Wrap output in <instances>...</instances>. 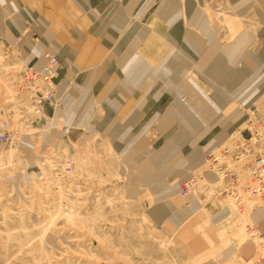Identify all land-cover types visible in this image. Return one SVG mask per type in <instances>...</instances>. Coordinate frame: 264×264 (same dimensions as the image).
Listing matches in <instances>:
<instances>
[{
  "label": "rangeland",
  "instance_id": "obj_1",
  "mask_svg": "<svg viewBox=\"0 0 264 264\" xmlns=\"http://www.w3.org/2000/svg\"><path fill=\"white\" fill-rule=\"evenodd\" d=\"M167 2L180 9L172 25L159 14ZM47 52L58 58L65 98L38 117L14 86L26 65L43 68ZM128 56L153 76L180 64L168 72L172 91L142 72L123 86ZM206 99L218 109L182 141L181 108L200 109ZM261 117L264 0H0V264H264V219L254 220L263 203L246 192V177L235 187L205 161L187 163L216 132L224 137L204 160L245 142Z\"/></svg>",
  "mask_w": 264,
  "mask_h": 264
},
{
  "label": "built area",
  "instance_id": "obj_2",
  "mask_svg": "<svg viewBox=\"0 0 264 264\" xmlns=\"http://www.w3.org/2000/svg\"><path fill=\"white\" fill-rule=\"evenodd\" d=\"M44 66L35 69L29 65L23 68L16 76L15 90L20 99H24L34 110L33 114L42 117L46 106L51 109L61 108L63 95L59 93L58 58L54 53H44ZM249 137L224 147L218 153H209L207 160L209 169L223 180H230L235 185L240 175L245 171L250 190L258 195L264 203V118L252 121ZM70 129H66L68 133ZM253 159L241 169L243 161ZM230 162V163H229ZM233 165V166H232ZM202 178V176H200ZM199 178V179H200ZM197 182L194 176L182 187V194H189Z\"/></svg>",
  "mask_w": 264,
  "mask_h": 264
},
{
  "label": "bare ground",
  "instance_id": "obj_3",
  "mask_svg": "<svg viewBox=\"0 0 264 264\" xmlns=\"http://www.w3.org/2000/svg\"><path fill=\"white\" fill-rule=\"evenodd\" d=\"M96 1V3L98 4L101 0H95ZM237 2H239V0H235V3L237 4ZM95 3V2H94ZM159 14H160V16L161 17H163V18H165L167 21H168V23L169 24H171L172 25V23H174V20L179 16L178 14H179V10L180 9H177V7L176 6H172V5H170V4H168V2L167 3H165V4H163L161 7H159ZM197 17L198 16H196V14H194L192 17H191V19H190V21H194V20H196L197 19ZM13 29H15L14 27H12V29H10V30H8L7 32H8V34H11V33H13ZM16 30V29H15ZM172 33H173V31H171L170 32V36H171V38H173L172 37ZM140 36L139 37H141V39H143L145 36L144 35H141V34H139ZM174 39V38H173ZM174 41V40H173ZM191 46V47H190ZM209 48V47H208ZM208 48L206 49V47H201V49H200V47H197L196 45H187V49L186 50H188V51H192V52H194V51H196V50H199V51H203V49L205 50V51H207L208 50ZM135 49H136V47H135ZM219 51V49H217L216 47H210L209 48V50L207 51V52H211V53H215V52H218ZM137 61H138V59H135L134 57H132V56H128V61L126 62V64H124L125 65V68H126V73H127V80L124 82V84H123V86H126L127 87V89H128V87H131L132 85H135V84H138L139 83V74L141 73V75L143 74L144 75V77H145V79L146 78H150V80H156V79H163L164 80V82L166 81V86H165V89L167 90V91H169V92H171L172 91V89L174 88V82L172 81V80H169V78H168V72H171V70H172V72L174 71V72H179L180 71V69H181V65L180 64H178L177 62H173V61H170L169 63H168V66H165L162 70H158V72L156 73L157 75L156 76H153V75H149V73H150V71H149V69L146 67V66H142V67H137L138 65H137ZM199 62H200V65H202V66H205V67H207L208 65H209V61L207 60V59H204V58H202V59H200L199 60ZM256 62V60H254V59H249L248 60V64L249 65H253V64H256L255 63ZM224 62H222V61H218V62H213V63H211L210 64V67H212L211 65L213 64H223ZM136 64V65H135ZM27 66V65H26ZM25 66V67H26ZM29 66H31V65H29ZM171 68H170V67ZM24 67V68H25ZM31 67H33V66H31ZM135 67H137V68H135ZM33 68H35V67H33ZM35 69H38V68H35ZM42 69V68H41ZM169 69H171V70H169ZM211 71H214V70H211ZM234 72H236V71H232L231 72V74H233ZM218 73H226V71L224 70V71H220V72H218ZM147 75H149V76H147ZM141 77V76H140ZM154 80V81H155ZM186 92L190 95V96H192V97H196V92L193 90V88H191V87H186ZM207 101H209V104H207L208 102ZM109 103V106H113V102H111V101H109L108 102ZM218 104H219V102L217 101V100H215V101H213V100H210V99H206V101L204 100L203 101V103L201 104L202 105V107H200V109H197V108H194V109H191V108H188V107H182L181 108V115L177 118L178 119V121H179V129H180V139L182 140V141H185L186 139H188L192 134H196V133H198L199 131H201V128H202V126H203V124H204V122H205V119L207 118V116H208V113L210 114V112H213V110H215V109H218L217 107H218ZM46 107H48V106H46ZM213 109V110H212ZM53 110H55V109H53ZM56 113V112H55ZM174 120L173 119H171V120H168V121H164V123H163V127H166V126H168V125H170L172 122H173ZM212 133V132H211ZM210 133V134H211ZM202 135V134H201ZM205 135V134H204ZM204 135H202L201 137H203ZM209 135V134H208ZM222 137H224V134L223 133H221V132H216V133H214L212 136H210V138H209V141H208V143H207V145H206V147H203V148H199V149H195L194 150V152L193 153H191L190 155H188L187 156V163L191 166H189L191 169H196V168H198L200 165H202L203 163H204V161H205V163L204 164H207L208 165V168H209V163H208V160H207V157H206V159L204 160V157H203V151H205L206 150V148L207 147H210V146H213L214 144H216V143H218V142H220V141H222ZM172 143H173V141H172ZM172 143H168V148L169 149H171V147L173 146L172 145ZM220 150H218V151H213V152H216V153H218ZM167 152L166 151H163L161 154H160V156H166L165 154H166ZM134 154H130V156H132V157H134L133 156ZM209 155V154H208ZM129 156V157H130ZM185 157V156H184ZM186 163V160H182V161H180V165L182 166H184V164ZM230 163V162H229ZM149 163L148 162H145L144 164H141V166H142V170H143V168H146V166L148 165ZM203 164V165H204ZM233 166V165H232ZM206 167V166H205ZM208 171H210V170H208ZM206 170H203V171H201V172H197V173H194L193 175H191V178L192 177H194V176H196L197 177V182H196V184L194 185V187H193V189H192V191L195 189V187H196V185L197 184H199L198 182L199 181H201L200 179V176H202V178H205V175H206ZM211 172V171H210ZM216 175V174H215ZM216 176H218V175H216ZM244 176L246 177V180H247V182H246V192H249L251 195H253V196H255V197H257L262 203H263V201H262V199L258 196V195H254L253 193H252V191L250 190V186H249V180H248V176H247V174H245V175H243V173H242V175H240V179L238 180V182L235 184V187H241V185H242V183H243V178H244ZM219 178H220V180H223L220 176H218ZM190 178V179H191ZM200 178V179H199ZM189 179V180H190ZM220 182V181H219ZM222 182V181H221ZM222 184V183H221ZM220 185V184H219ZM224 185V184H223ZM213 186H215L214 184H213ZM216 187V186H215ZM224 188V187H223ZM238 190V189H237ZM155 191H157L158 192V194L159 195H161V194H163V189L161 188V186L158 184V185H156L155 186ZM191 191V192H192ZM220 192V191H219ZM238 193H239V191H238ZM244 193V192H243ZM242 194V193H241ZM239 196H241V195H239ZM238 196V197H239ZM245 196V195H244ZM247 197V196H246ZM243 202H244V200H242ZM246 202H248V201H246ZM259 202V201H258ZM238 204V203H237ZM247 204V203H246ZM245 204V205H246ZM255 204H257V203H255ZM248 205V204H247ZM258 205H260L259 203H258ZM238 206V205H237ZM250 206V205H249ZM251 207V206H250ZM261 208L263 207L264 208V203H263V205H261L260 206ZM242 209V208H241ZM240 209V210H241ZM244 209H246V208H244ZM166 211H167V209L165 208V207H158L156 210H155V212H154V216L155 217H157V218H160V217H163L165 214H166ZM243 212V211H242ZM247 212V211H246ZM182 217H183V214L181 213V212H178L176 215H175V217H174V219L176 220V221H180L181 219H182ZM264 219V211H262V210H260V211H258V212H256V214H255V216H254V220H257V221H262Z\"/></svg>",
  "mask_w": 264,
  "mask_h": 264
},
{
  "label": "crops",
  "instance_id": "obj_4",
  "mask_svg": "<svg viewBox=\"0 0 264 264\" xmlns=\"http://www.w3.org/2000/svg\"><path fill=\"white\" fill-rule=\"evenodd\" d=\"M43 63H44V59H43ZM61 92V90L59 91V93ZM63 95V94H62ZM64 98H65V96L63 95V103H64ZM51 111V110H50ZM134 119V118H133ZM132 119V120H133ZM131 120V119H130ZM138 130H140V127H138Z\"/></svg>",
  "mask_w": 264,
  "mask_h": 264
}]
</instances>
